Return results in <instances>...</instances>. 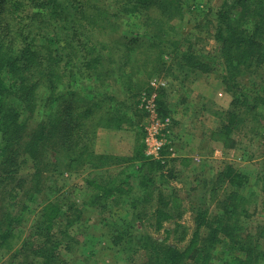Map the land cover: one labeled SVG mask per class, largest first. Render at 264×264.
<instances>
[{"label":"trees","instance_id":"16d2710c","mask_svg":"<svg viewBox=\"0 0 264 264\" xmlns=\"http://www.w3.org/2000/svg\"><path fill=\"white\" fill-rule=\"evenodd\" d=\"M184 2L190 0H0V189L8 194L0 197L3 218L8 220L7 228L0 230L2 240L21 222L26 209L24 204L15 210V188L35 196L47 186L42 170L55 168L47 154L49 144L60 142L63 150H57L81 165L87 159L95 160L94 155L101 158L96 161L105 160L91 145L97 132L91 124L92 115L103 111L96 124L105 122L109 128L120 129L131 122V98L105 88L117 75L132 90L135 73L129 71L134 69L130 59L139 52L143 67L148 68L146 60L150 58L144 47L157 50L160 62L166 52L173 51V58L190 71L209 72L218 65L233 95L216 132L221 136H230L242 115L249 112L246 109L240 115L237 94L247 99L248 94L255 95L257 104L264 107V0H222L214 17L206 15L188 34L175 38L172 33L179 35V28L172 21L185 19L188 10ZM206 36L215 41L212 50L204 51L201 46ZM245 76H250V84H242ZM132 103L131 108L138 104ZM257 118L264 122V109ZM72 149L77 150V157L69 154ZM30 162L36 179L31 184L20 170L23 163ZM160 162L158 168L163 167ZM140 169L135 173L125 166L106 181L89 176L87 182L95 192L90 203L116 198L131 199L133 206L154 203L153 225L163 229L165 222L180 217L182 211L162 192L157 193L151 171L146 172L145 166ZM218 175V186L207 192L217 197L223 184L229 186L225 198L217 199L222 213L213 217L202 201L207 198L206 187L201 189V201L194 207L195 226L183 247L151 233L143 236L149 264H211L219 245L228 252L220 257L222 264H264V225L253 237L241 219L250 217L247 200L240 193L248 175L231 163ZM81 213L73 199L62 195L45 201L17 264H66L60 250L63 245L70 246V227ZM204 229L209 230L207 235ZM172 232L179 233V241L187 239L188 229L180 222ZM113 240L118 243L115 235Z\"/></svg>","mask_w":264,"mask_h":264},{"label":"rangeland","instance_id":"374dc122","mask_svg":"<svg viewBox=\"0 0 264 264\" xmlns=\"http://www.w3.org/2000/svg\"><path fill=\"white\" fill-rule=\"evenodd\" d=\"M221 3L222 0L184 2L188 13L184 20L173 19L172 23L177 24L179 28V35L173 33L172 35L175 38L185 36L198 21L205 20L206 15L211 14L214 17ZM204 43H201V46L205 48L204 51L212 50L215 46V41L211 37L206 36ZM187 44L184 42L183 48H186ZM144 50L148 55L146 57L150 58L146 60L148 68L143 67L144 60L139 57V55H143L139 52L132 55L130 59V66L132 65L134 69L129 71L135 73L132 77L133 88L131 91L127 89L125 81L119 79L117 75L109 79L108 88H105L114 95L120 94L122 98L127 95L131 98L128 101L129 104L131 103L129 107L131 112L128 115L132 119L131 122L123 124L120 129L109 128L105 122L96 124L98 116L104 114L103 111L92 115L91 124H95L97 132L92 138L91 145L97 155L105 156L102 158L105 160L96 161L101 158L94 155L95 160L87 159L88 162H83L81 165L78 160L72 161L70 157L65 156L60 142L56 145L52 142L48 145L47 154H49V159L55 162L53 166L55 168L52 171L42 170L41 173L47 186L36 191L35 196H31V192L29 195V193H23L19 188H15L13 191L15 210L24 204L26 209L23 211L21 222L15 223L8 238L2 240L0 237V264L19 263L23 245L29 239L33 225L40 217L44 202L57 195H62L67 200L73 199L82 212L81 218L70 227V233L73 236L70 246L63 245L60 250L66 264H149L147 252L142 247L143 236L146 233H151L156 238L166 239L169 243L183 247L190 239L195 226L194 207L201 201L198 199L199 191L206 187V193H208L207 191L213 185L218 186V174L228 163L233 164L249 177V181L240 189V193L247 200L246 207L250 212V217L241 216L248 232H251L254 237L264 225V122L263 118L256 119L264 107L257 104L255 95L248 94L250 97L247 99L243 95L237 94L241 103L240 115L243 110L249 109V112L242 115L243 120L234 129V132L230 136L227 135L228 137L214 132L217 134L215 137L217 144H212V151L205 155L201 161L192 156L180 155L183 151L180 152L176 147L175 128H186V123L178 121L186 119L188 113L183 107L176 105L177 101L186 96H190L192 102L197 101L198 83L200 86L203 84L206 89L207 82L210 85V81H214V85L222 83L229 93L230 91L222 80L218 65L212 66L213 68L209 72L190 71L173 58V51L166 52L163 56L164 60L160 62L157 59V50L149 46L144 47ZM241 81L243 85H247L251 83V78L245 76ZM154 95L160 115L171 118L170 135L173 136L175 152L174 155L169 156L167 152H164L165 163L148 156L145 150L144 125L148 112L143 102L144 98H151ZM231 96L233 97L232 94ZM132 101L138 103L133 108H131ZM243 101L245 102L242 103ZM227 110L221 109L219 117H223L222 113ZM36 119L38 118L36 117ZM221 123L222 119L215 129L216 132H219ZM191 126L195 128L193 123ZM254 128L255 130H253ZM214 133L213 136H215ZM196 143L197 141L194 139L193 148ZM242 143L246 147H241L237 152H233L231 147L236 144L241 146ZM216 146L221 149L216 151ZM58 148L62 149L61 152L57 150ZM68 152L77 157V150L72 149ZM122 158L125 160H121ZM157 161L163 167L158 168ZM43 162L45 163V161ZM125 166H129L135 173L141 171V166H145L146 172L151 171L155 177L157 193L160 191L162 195L169 198L171 205L178 208V211H182V215L165 222L164 228L157 230L153 225L154 203H139L133 206L131 199L119 200L116 198L99 199L98 202L91 204L90 201L95 192L88 184L87 178L94 176L96 179L106 181L112 175L118 174ZM41 169L44 168L41 167ZM20 170L22 176L27 177L30 184L36 181L34 163H23ZM228 188L229 186L225 183L222 189L217 191V197H211L208 193L207 198L202 200L204 204H201L209 206L214 218V215L223 211L222 203H218L217 199L223 200L225 198L224 191ZM1 191L0 189V197L7 194L6 192L3 194ZM0 204L3 206L4 203L0 201ZM4 211L5 209L0 208V222L3 221L0 223L1 231H4L8 224V220L3 218ZM177 222L182 223L188 229V236L184 242L178 240V232H172ZM208 232V229L203 230L205 235ZM114 235L117 237L118 243L113 240ZM119 236L121 237L120 242ZM215 253L211 264H222L220 257L228 253L226 247L219 245ZM187 264L192 263L188 262Z\"/></svg>","mask_w":264,"mask_h":264},{"label":"crops","instance_id":"0c3cea01","mask_svg":"<svg viewBox=\"0 0 264 264\" xmlns=\"http://www.w3.org/2000/svg\"><path fill=\"white\" fill-rule=\"evenodd\" d=\"M206 85L207 87L204 89L203 84L200 86L198 83L199 93L197 101L192 102L190 96H186L176 103L177 106L183 107L186 110L185 112L188 113L186 119L177 117L179 123H186V128H175L177 135L176 147H178L180 152L183 151L180 155L192 156L200 161L212 151L214 143L217 144L215 142V137H217L215 129L221 122V117H219L220 110L229 109L233 100V97L222 83L219 86L217 84L214 85V81H210V85L208 82ZM191 123H193L195 128L191 126ZM213 133L215 136H213ZM194 139H196L197 143L193 148ZM241 147L245 148L246 145L244 143L241 146L236 144L231 149H233V152H237ZM216 148V151L221 149L218 146Z\"/></svg>","mask_w":264,"mask_h":264},{"label":"built area","instance_id":"2783aa9c","mask_svg":"<svg viewBox=\"0 0 264 264\" xmlns=\"http://www.w3.org/2000/svg\"><path fill=\"white\" fill-rule=\"evenodd\" d=\"M143 103L148 112L144 125L146 154L165 163L164 152H167L168 156L174 155L175 152L173 136L170 135L171 118L160 115L155 95L144 98Z\"/></svg>","mask_w":264,"mask_h":264}]
</instances>
